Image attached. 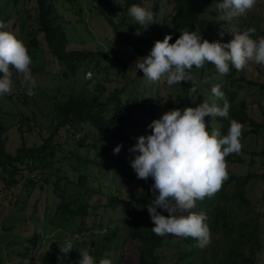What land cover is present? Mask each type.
Wrapping results in <instances>:
<instances>
[{"label":"trees","instance_id":"trees-1","mask_svg":"<svg viewBox=\"0 0 264 264\" xmlns=\"http://www.w3.org/2000/svg\"><path fill=\"white\" fill-rule=\"evenodd\" d=\"M2 1L4 0H0V10ZM14 1L18 2L19 0ZM60 1L36 0L37 21L40 31L44 34V40L49 47V51L63 66L64 76L78 81L80 78H85L87 72L92 71L94 74L87 82H95L97 91L90 97L78 94L76 89L72 91L67 99H59V95L54 96L56 99L52 104L54 121L50 125L49 135L43 137L40 144L29 145L25 141L23 126L28 124L27 130L33 131L32 121H35L34 125L37 124L35 117L25 116L21 120L22 125L18 126L22 133V143L13 153L7 150L6 127L0 122V168H5L9 172L4 180L14 186L21 182L24 185L36 186L41 178H45L48 182L51 181L53 192L60 197L58 210L66 219L69 216L81 219L83 225L80 231L83 229L89 231V228H85V224L90 219L93 223L97 222V210L98 214L102 213L103 220L92 225L91 228H103L104 231L92 232V237L88 241L75 240L73 250L63 256L62 260L61 253H45L40 264H78L81 259L79 251L85 249L94 257L96 264H99L103 259H110L112 264H124L122 251L125 244L130 240L137 242L135 250L136 264H162L163 260L168 257L170 259L176 258L174 264H258V261L264 264V172L259 173L251 170L254 161L250 158V169L247 168L244 174H236L232 169V165L247 162L242 151L226 157L229 179L224 182L221 190L212 197H206L201 201L205 204V207L200 209L201 207L197 206L192 210L207 215L206 223L210 227L211 235H218L213 238L215 244L203 248L196 245H193V247L186 246L192 243L193 239L191 237L182 238L171 235L158 237L151 230L155 225L151 220L147 205L154 199L150 191L154 180L152 178L147 181L139 179V183H137V174L131 166V161L139 153L135 155V153L129 151L137 143L138 137L148 136L145 132L147 126L141 127L139 123L133 122L137 129H141L138 131L140 136H137L133 133L136 130L132 132L125 125L130 124L132 122L131 118L137 113L146 118L151 117V114L156 112L157 107L162 104L164 98L158 95L154 103L144 100L140 103L138 98L132 95L127 96V85L132 83L135 77H133V81L123 86H116L109 92L106 82L102 78L103 76L100 77V75L103 73L108 75L112 69L124 62V59L119 55V45L123 48L135 50L142 58L150 54L155 42L161 40V36H155V32L151 34L154 37L149 38L151 35L144 32L157 25L154 20L147 28L137 25L128 14V9L136 4L150 11H157L159 1L122 0L123 5L120 6L113 4L112 0H92L94 7L98 9V13L108 21V24L117 32L119 38L116 48L109 52L102 49L70 48L67 25L71 24V21L67 20V16H64L60 11L58 6ZM66 2L70 4L69 8L73 15H80L81 18L85 17L81 0H62L63 4ZM211 2L212 0H174V12L167 17L171 25L168 35L178 39L180 33L187 30L189 32L197 31L204 37L207 33L203 25L200 24V18L207 13ZM245 20L248 22L250 18ZM127 24L134 25L131 32L119 31L121 26ZM207 25V30L210 31L215 41L228 43L234 38L231 33H224L223 37L219 36L215 31V20H209ZM249 29L255 28L252 26L241 27L239 32L242 33ZM262 34L264 35V33ZM29 35L31 36L30 45L37 47L40 43L38 37L34 32H30ZM251 36L253 39L260 38L256 35V29L254 33H251ZM110 54H113L114 61L109 64L104 63L110 59ZM124 67H128L127 63H124ZM195 70H198L200 74L195 78L198 91L191 98L193 100L192 104L183 106V99L185 98L183 91L177 92L179 89L170 91L165 97L167 105L162 109V115L174 107L184 109L186 107H196V103H198V106L202 104L204 102L203 92H210L211 88L215 86L211 83L212 75L215 73L213 81L216 85H222L226 88L225 96L231 105L230 113L227 119L217 117L213 121L212 117L207 116L205 121L210 119L209 121L218 124L221 136L227 134L231 120H236L243 125L242 137L264 128L262 120L260 121L250 115L247 103L244 100L237 101V87L241 86V82L247 80L241 75V71H237L230 65L228 74L225 76L218 75L216 67L211 63H206L199 69L194 66L191 70L193 75ZM140 74H143L142 70H140ZM2 76L3 73H0V78ZM203 76L207 80L205 85L207 91H204L203 85L201 86L200 83L201 80L198 79ZM216 77L217 81L215 80ZM105 78L108 80L109 77ZM15 82L17 86L21 84L18 79H15ZM249 82L264 86V80L260 83L253 80H249ZM192 86L191 82H182V90L185 89L186 93ZM22 89L24 90H21L22 94L25 95L23 101L27 104L28 95L24 93L27 90V85L22 84ZM17 92L21 93L20 91ZM14 94L15 92H12L9 97ZM217 103L221 107L223 106V101H217ZM86 129L89 133L95 132L101 140L90 139L82 142L78 148L65 154L67 149L65 141L63 142L60 139L61 134L66 133V135L76 137L78 133L84 135ZM121 144L123 145L121 151L114 154L115 147ZM48 157L69 161L77 171L76 178L71 179L67 172L62 170V167L54 166L55 161H47ZM115 159L117 161H114ZM74 160L77 165L72 162ZM37 162L45 163L44 167H40ZM117 163L125 168L123 175L126 179H129L126 192L119 189L113 193H106L107 200L103 201L100 197L97 205H94L89 199L90 196L88 197L84 192L81 197L68 200L69 191L75 186L82 189L88 188L92 191L93 189L89 185L92 178L95 176V178L100 179V172H110L112 170L111 165ZM49 165L51 169L46 174L43 170ZM92 166L95 167V170L91 169L93 173L89 171ZM258 181H260L259 190H257L258 188L254 189ZM260 190L263 194L260 193ZM199 203L200 201L197 202V205ZM132 206L138 208L140 221L146 226L148 234L143 230V226L136 224L132 219ZM118 208L125 210L123 217L117 219L110 217L106 221L107 218L103 215V212L115 211ZM158 211L165 216L169 215L163 209H158ZM199 252L203 254L198 256ZM210 252L211 255L209 256ZM0 264H7L1 256Z\"/></svg>","mask_w":264,"mask_h":264},{"label":"rangeland","instance_id":"rangeland-1","mask_svg":"<svg viewBox=\"0 0 264 264\" xmlns=\"http://www.w3.org/2000/svg\"><path fill=\"white\" fill-rule=\"evenodd\" d=\"M83 9L85 11V17L81 18L80 15H73L70 10V4L66 2H59L60 11L67 16V20L71 21V24L67 25V32L70 39V48H90L94 50L102 49L106 52L112 51L116 48L117 32L108 24V21L98 13V9L94 7L92 0H81ZM159 1V8L157 11H152L154 14V21L157 26L151 27L144 33L152 34L155 36H161L162 41L168 31L171 29V25L168 20V16L174 12V0H155ZM222 2V0H212L211 5L207 13L200 18V24L203 25L206 30V35L202 37L209 42H215L210 34L208 28V21L215 20V31L219 35L221 31L224 33H231V31H239L241 27L247 28L252 26L256 29V35L264 37V3L263 0H257L256 6L246 12L244 15L234 18L231 22L220 21L221 13L217 10L216 5ZM115 5L122 6V0H112ZM36 0H4L2 1V8L0 10V21L5 22L8 25L6 30L15 33V35L22 40L29 50V54L32 57L33 63L30 66L34 78L37 81L34 88V95L27 96L28 103H24L25 95L22 94L23 81L22 74L16 72L14 68L12 71V92L15 94L9 97V94L0 96V122L6 127L5 136L7 138L6 145L9 152H15L16 149L22 143V133L18 126L22 125V119L25 116L36 118L32 121L33 131H28V124L23 126L24 139L29 145L40 144L43 141V137H46L50 133V125L53 124L52 104L56 100L54 96L59 95V99H67L73 90H77L78 94L92 96L96 93L95 82H87L91 78L94 72H87L85 78H80L78 81L75 79L66 78L63 74V66L59 63L58 59L49 51V47L44 40V34L40 31V26L37 21L38 10L36 9ZM151 7V6H150ZM253 17V19H251ZM118 18V16H116ZM250 18L247 22L245 19ZM129 21V19H127ZM156 28V29H155ZM134 29V25H125L119 28V31H129ZM156 30V31H155ZM163 33H162V31ZM30 32H34L38 37L40 43L37 47L30 45L31 36ZM142 33V34H144ZM162 33V34H160ZM232 35V33H231ZM220 36V35H219ZM151 35L149 38H153ZM234 37V36H233ZM177 38H172L170 43H174ZM119 47V55L124 59V62L118 65L115 69H112L108 75L101 74L100 77L106 82V86L110 91L116 86H123L124 84L134 81L127 85V96H134L138 98L141 103L149 101L154 103L158 95H161L164 99L162 104L157 107L156 112L151 114V117H145L137 113L131 118L130 124H126L129 130L140 136L141 129H137L133 122L139 123L141 127H146L145 132L148 135L152 134V129L148 127L154 120L162 117V109L166 107L165 97L170 91L182 92L184 94L183 106L192 104L193 100L188 96V93L182 90L181 84H175L171 87L167 85L166 81L157 83H149L144 79V73L140 74V70L135 68V64L138 59L142 58L135 50ZM117 47V48H118ZM110 59L104 63H112L114 61L113 54L109 55ZM124 63H127L128 67H124ZM92 73V74H91ZM199 71L195 70L194 77L199 76ZM218 75H221L217 73ZM92 75V76H91ZM241 75L247 80L241 82V86L237 87L238 96L237 101L244 100L248 105V111L251 116L264 122V86H259L249 82V80L258 81L259 83L264 80V65H257L255 63L250 64L245 70L241 71ZM225 76V75H222ZM105 77H109L106 80ZM215 73L212 75L211 83L216 85L213 81ZM15 79L19 80L21 84L17 86ZM201 80V86L204 91L206 89V77L198 78ZM217 81V77L215 78ZM26 85V84H25ZM165 85V86H164ZM200 86V88H201ZM22 90V91H21ZM226 88L221 85V91L225 93ZM20 91L21 93H18ZM11 92V93H12ZM27 94V90L24 92ZM206 94V95H204ZM211 90L210 92H203L204 100L211 103ZM126 97V96H125ZM175 98V97H173ZM187 101V102H186ZM198 106V103L195 104ZM175 108V107H174ZM173 108V109H174ZM206 120V124L209 129L211 126L219 129V125ZM61 134L60 139L64 142L65 154L70 150L78 148L82 142H86L90 139L100 141V137L95 132H88V129L84 131V135L78 133L76 137L74 135ZM68 137V138H67ZM243 145L242 152L245 154L244 158L246 163H235L232 165V169L236 174H244L246 169L249 168V160L254 161V166L251 170H255L259 173L264 172V128H261L256 133H249L247 136L241 138ZM83 151V150H82ZM123 154V153H121ZM136 155V153H135ZM55 161V167L60 166L62 170H65L71 179H75L77 171L67 160L56 159L54 157H48L47 161ZM114 161H117L116 159ZM75 165L77 162L72 161ZM40 167H44L45 163H38ZM112 170L108 173L100 172L98 177L92 178L89 182L91 189H82L79 186H75L69 191L68 200H74L82 196L84 192L94 205L99 204V198L103 201L107 200L106 193H113L115 190H121L126 192L127 182L129 179L123 175L125 168L117 163L111 165ZM95 167L89 168V171L93 173ZM51 166L44 168L46 174L50 171ZM93 169V170H91ZM98 170V169H97ZM97 173V172H96ZM9 172L5 168H0V256L7 264H40L42 257L45 253L58 254L61 253L60 246L65 245V241L71 239L72 243L75 240L88 241L92 237V232L99 230L104 231L103 228H91L92 225L97 224L100 220H103L102 213L98 214L96 210L97 222L93 223L90 219L86 224L87 230H81V219L72 218L69 216L66 219L58 210V204L60 203V197L53 192L52 182H48L45 178H41L36 186L24 185L23 182L12 185L8 184L4 177H7ZM47 176V175H46ZM139 183V179H137ZM260 181L255 184L254 189H260ZM134 182L132 183V185ZM125 186V187H124ZM101 187V188H100ZM101 189V191H100ZM262 190H260V193ZM263 194V193H261ZM198 207H205V204L200 201ZM100 210V209H99ZM98 210V211H99ZM102 210V209H101ZM101 212V211H100ZM125 210L118 208L115 211L103 212V215L108 219L111 217L117 219L123 217ZM145 213V212H143ZM187 214V213H184ZM131 216L134 222L143 226V230L147 233L146 226L140 221V214L138 208L132 206ZM92 229V230H90ZM148 234V233H147ZM218 235H211V243L215 244L213 238ZM196 241L193 239L191 246L196 245ZM60 245V246H59ZM137 248V242L130 240L125 244L123 253L124 264H136L135 250ZM200 250V249H199ZM202 252L198 253V256L202 255ZM211 252L209 253V256ZM176 258L170 259L169 257L163 260L162 264H174ZM258 264H261L258 261Z\"/></svg>","mask_w":264,"mask_h":264},{"label":"clouds","instance_id":"clouds-1","mask_svg":"<svg viewBox=\"0 0 264 264\" xmlns=\"http://www.w3.org/2000/svg\"><path fill=\"white\" fill-rule=\"evenodd\" d=\"M256 4L257 0H222L216 7L221 13L220 21L231 22L251 11ZM128 14L137 25L145 28L154 20L152 11L136 4L128 9ZM7 28L8 25L0 21V73H3L0 96L12 92V68L22 74L27 95L32 96L37 84L30 67L32 57L25 43ZM254 32L255 29L242 33L233 30L234 38L228 43L209 42L197 31H182L174 43H170L172 36L166 35L162 41L155 42L149 55L138 59L135 68L142 70L149 83L166 81L171 87L191 82L193 86L188 89V96L192 98L198 91L191 72L194 66L199 69L211 63L219 74L226 75L230 65L237 71L245 70L252 63L264 65V37L253 39L251 33ZM219 35L223 37L224 32ZM211 93V103L204 100L197 107L174 108L154 120L148 125L152 134L138 137L137 143L129 149L132 153H139L131 161L137 178L154 180L150 189L154 199L147 205L155 225L152 232L158 237H191L200 248L211 243V230L206 223L207 215L192 210L198 201L221 190L229 179L226 157L240 153L243 148V125L236 120L230 121L227 134L223 136L218 129L208 128L205 117L210 116L213 121L217 117L227 119L231 107L220 85L213 86ZM217 101H223V106ZM122 147V144L116 146L114 154H118ZM158 209L169 215L161 214ZM73 247L71 239L60 246L61 260ZM79 252L78 264H96L88 250ZM99 264H112V261L103 259Z\"/></svg>","mask_w":264,"mask_h":264}]
</instances>
